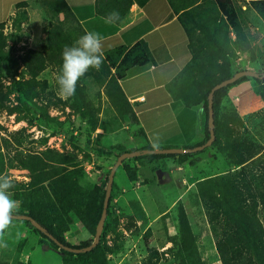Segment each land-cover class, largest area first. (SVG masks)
Wrapping results in <instances>:
<instances>
[{
  "label": "trees",
  "instance_id": "obj_1",
  "mask_svg": "<svg viewBox=\"0 0 264 264\" xmlns=\"http://www.w3.org/2000/svg\"><path fill=\"white\" fill-rule=\"evenodd\" d=\"M235 1L166 0L171 12L178 14L177 21L187 38L190 55L184 67L167 83L166 90L173 100L181 102L185 107L199 106L201 110L203 138L200 142L183 149L203 144L211 128L214 140L210 146H214L222 154L231 169L194 184L195 193L204 210L221 264H233L240 261V249H245L251 254L256 264H264V148L260 145V141L245 128L231 103L232 113L227 116L221 115L222 103L224 99L228 100L227 90L243 80L249 79L253 82L264 103V71L262 75L243 76L234 83L216 90L211 98L212 125L209 127L207 124L206 97L209 90L237 72L236 69L231 70L230 62L236 53L243 54L249 50V43L244 38L241 27L240 9ZM39 3L49 19L44 43L40 50L29 49L21 58L23 71L31 77V81L43 69L45 61L53 59L54 62L62 64V52L65 46H72L84 34L63 0H40ZM130 4V0H95V12L107 19L110 12L117 11L120 18L115 23H118L126 15ZM21 5L25 6L24 3ZM249 5L264 22V0H250ZM59 14H62V20H58ZM22 16V13H17L13 22L18 23ZM6 59L7 54L2 51L0 44V75ZM150 61L148 49L142 40L129 48L119 46L104 53L100 69L104 72L103 76H109V79L105 83L104 80H100L99 84L101 86L105 84L107 105L113 111L112 123L120 122L125 117H129L131 122L136 121L118 81L131 67L142 66ZM110 70H113L112 74ZM86 77H81L77 82L75 95L72 97L74 108L79 116L87 118L91 128H94L96 120L92 116L87 117L86 110L88 112L90 108L82 99L78 89L81 80ZM27 83L28 81L17 80L16 92L26 95L23 87ZM29 98L30 96H25L24 99ZM11 113L13 110L8 109L7 114ZM137 133L142 135L139 130ZM221 138L222 141H220ZM140 150H150V147L146 146ZM123 152L125 151H119L114 158L116 159ZM192 154L143 155L123 160L120 165L127 179L133 180L136 172L123 164L124 161L132 160L149 164L163 158L175 157L178 162H182ZM102 155L108 157L111 153L103 152ZM17 167L27 172V181L22 184L14 182L13 196L16 200L20 199L18 198L20 194L22 196V200L20 199L22 211L14 215L29 217L41 226L45 233L67 248L87 247L92 240L79 245H70L65 242L63 232L66 226L63 216L71 214L93 237L101 212L104 186L92 185L87 188L80 186L78 184L80 167L74 157L54 150L20 156L17 158ZM1 172L0 157V174ZM106 181L107 175L104 185ZM18 186L21 187L19 190ZM19 191L20 194H18ZM110 200L111 198L108 199L98 243L85 253L75 254L59 249L44 233L33 228L29 221L21 220V222L43 239L40 242L41 249L57 252L61 264H107L106 255L99 250V246L104 238L107 220L113 213ZM23 201L26 202L25 205ZM176 210L174 219L176 234L168 241L171 244L170 253L174 264H204L197 252L195 236L190 231L180 202H176ZM260 217L263 219L260 220ZM143 243L147 252L154 253L144 236ZM11 264L23 263L15 260Z\"/></svg>",
  "mask_w": 264,
  "mask_h": 264
},
{
  "label": "rangeland",
  "instance_id": "obj_2",
  "mask_svg": "<svg viewBox=\"0 0 264 264\" xmlns=\"http://www.w3.org/2000/svg\"><path fill=\"white\" fill-rule=\"evenodd\" d=\"M249 1H235L240 9L241 27L249 43V50L243 54L236 53L230 67L231 70H248L254 75H262L264 22L251 8ZM18 12L23 15V12ZM15 19L3 22L0 26V44L2 51L7 54L0 75L1 174L10 176L16 183H25L27 172L17 167V158L54 150L74 157L80 167V186L87 188L98 185L104 186V189L105 177L116 160L114 155L122 150L115 145H104L95 136L98 134L97 126L104 124L105 112L110 110L105 96V84H99L100 80H104V83L108 81L109 76L104 77L100 68H90L84 75L87 77L81 80L78 87L82 99L90 108L88 112L86 110L87 117L92 116L96 120L94 128H91L87 118H81L74 108V98L63 99L58 93L56 78L61 63L53 59L45 61L43 69L33 81L23 71V54L33 47L40 50L44 39L32 40L27 28L21 22L14 23ZM112 72L110 70V74ZM19 79L22 82L28 81L23 87L26 95H20L15 90V82ZM25 96L30 98L24 99ZM222 105L221 115H230V102L224 99ZM8 109H12L13 113L7 114ZM262 115L264 111L257 114L256 120L251 118L252 122L256 121L254 125L259 130L264 129ZM245 128L252 132L249 126L245 125ZM255 138L264 148V133ZM103 152H110L111 155L106 157L102 155ZM185 161L183 166L169 168L163 165L157 174H152L147 167L137 169L132 160L124 161L123 164L136 172L133 180L127 179L122 165L116 169L109 194L113 213L107 220L104 238L99 246V250L106 255L107 264H174L168 241L176 234V202L182 205L190 231L195 236L200 259L204 264H221L194 184L231 169L214 146L193 153ZM137 181L138 185L135 184ZM17 188L19 190L21 187ZM18 198H22L21 194ZM23 203L25 205L26 202ZM20 204L18 211H22ZM63 217L66 226L63 232L65 242L79 245L92 240V236L71 214ZM143 236L154 253L146 251ZM41 240L21 220L13 219L3 241H0L6 244V247H0V264H11L15 260L33 264H61L56 251L40 248ZM240 251V261L234 260L236 262L232 261L233 264H256L253 256L245 249Z\"/></svg>",
  "mask_w": 264,
  "mask_h": 264
},
{
  "label": "crops",
  "instance_id": "obj_3",
  "mask_svg": "<svg viewBox=\"0 0 264 264\" xmlns=\"http://www.w3.org/2000/svg\"><path fill=\"white\" fill-rule=\"evenodd\" d=\"M39 1L0 0V23L9 22L21 11V25L27 28L32 40L42 41L45 39L43 31L47 30L49 19ZM63 1L84 34L95 31L102 35L104 53L119 46L129 48L142 40L151 58L147 64L128 69L126 75L118 81L136 121L131 122L129 117H125L120 122L112 123L113 111L110 108L105 112L104 124L97 126L98 134L95 136L104 145H115L125 152L137 151L146 146L151 150L183 149L200 142L203 138L200 107H185L181 102L173 100L166 90L167 83L190 57L187 38L177 21L178 14L171 12L166 0H130L126 15L118 23H109L107 19L97 15L95 0ZM58 20H62V14L58 15ZM227 98L243 125L250 127L254 137L261 136L264 129H257L254 125L256 121L252 122L251 118L256 120L257 114L264 111V103L253 82L248 79L233 85L227 90ZM138 130L142 135L137 133ZM185 163L186 161L178 162L173 157L149 164L135 162V167H147L152 174H157L163 165L172 168Z\"/></svg>",
  "mask_w": 264,
  "mask_h": 264
},
{
  "label": "clouds",
  "instance_id": "obj_4",
  "mask_svg": "<svg viewBox=\"0 0 264 264\" xmlns=\"http://www.w3.org/2000/svg\"><path fill=\"white\" fill-rule=\"evenodd\" d=\"M120 18L117 11L108 14L107 21L115 23ZM104 60L103 37L99 32L88 31L80 36L72 46H65L62 64L56 78L58 93L63 99L75 95L77 82L90 68L99 70ZM13 179L0 174V241L12 225L14 214L19 210V201L13 198ZM0 247L6 244L0 243Z\"/></svg>",
  "mask_w": 264,
  "mask_h": 264
},
{
  "label": "water",
  "instance_id": "obj_5",
  "mask_svg": "<svg viewBox=\"0 0 264 264\" xmlns=\"http://www.w3.org/2000/svg\"><path fill=\"white\" fill-rule=\"evenodd\" d=\"M243 76H256V75L252 74L248 70L237 71L234 74H232V76H230L228 79L222 80L221 82L217 83L216 85H214L209 90L207 97H206V100H207V124L209 127H211L212 121H213L212 109H211V106H212L211 98L213 96V93L218 89L224 88L227 85L234 83L236 80H238L239 78H241ZM213 140H214V135H213V131L210 128V130L208 132L207 140L203 144L196 146V147H193V148H187V149L169 148V149H162V150L161 149L140 150V151L123 152L119 156H117L114 164L110 167L109 172H108L107 181H106V185L104 188V196H103V200H102L101 212H100L99 219H98V221L95 225V228H94V234L92 237V242L85 248L72 249V248H67V247L59 244L50 235L45 233L44 229L41 226H39L37 223H35L34 221H32L29 217H27L25 215H14L13 219L29 221L33 228H35L39 232L44 233L52 243H54L56 246H58L59 249H62V250L67 251V252L75 253V254L88 252L91 249H93L96 246V244L98 243L99 237H100L101 232H102L104 219L106 216V208H107V204H108V199H109V194H110V190H111V184L113 181V176H114L115 170L120 166V164L123 160L136 158V157L143 156V155H179V154L196 153V152H200L201 150L208 148L211 145V143L213 142Z\"/></svg>",
  "mask_w": 264,
  "mask_h": 264
},
{
  "label": "built area",
  "instance_id": "obj_6",
  "mask_svg": "<svg viewBox=\"0 0 264 264\" xmlns=\"http://www.w3.org/2000/svg\"><path fill=\"white\" fill-rule=\"evenodd\" d=\"M138 183H139L138 181H137V182H135V184H136V185H138Z\"/></svg>",
  "mask_w": 264,
  "mask_h": 264
}]
</instances>
